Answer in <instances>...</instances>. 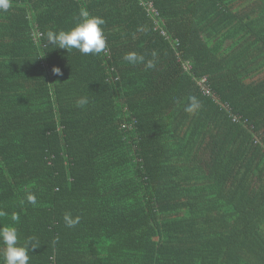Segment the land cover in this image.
<instances>
[{"label": "trees", "instance_id": "trees-1", "mask_svg": "<svg viewBox=\"0 0 264 264\" xmlns=\"http://www.w3.org/2000/svg\"><path fill=\"white\" fill-rule=\"evenodd\" d=\"M81 8L100 55L48 43ZM0 211L29 264H264V0H11Z\"/></svg>", "mask_w": 264, "mask_h": 264}, {"label": "clouds", "instance_id": "clouds-1", "mask_svg": "<svg viewBox=\"0 0 264 264\" xmlns=\"http://www.w3.org/2000/svg\"><path fill=\"white\" fill-rule=\"evenodd\" d=\"M11 7V0H0V11H7ZM104 19L91 16L85 8L79 10V22L69 31L61 30L59 32L49 31L47 33L48 43L55 48L71 51L78 50L83 55H100L106 49V38L103 33L102 25ZM153 60L146 62V68L152 69L155 67L154 59L157 56L156 52L152 53ZM143 56H138L135 52L127 53L124 60L130 64L144 62ZM53 75H62L60 68H52ZM190 104L185 111L194 113L200 107L199 101L195 97H190ZM88 104V99L82 97L77 100L76 106L83 108ZM27 201L33 205L36 204V197L29 194ZM6 215L0 211V216ZM13 221H18L19 217L13 214ZM66 227L73 228L79 221V217L72 218L69 215L64 217ZM0 243L4 246L3 260L0 264H29V250H36L38 242L35 237H30L24 245H20L17 229L12 226L0 228Z\"/></svg>", "mask_w": 264, "mask_h": 264}, {"label": "built area", "instance_id": "built-area-1", "mask_svg": "<svg viewBox=\"0 0 264 264\" xmlns=\"http://www.w3.org/2000/svg\"><path fill=\"white\" fill-rule=\"evenodd\" d=\"M162 35H166V33L164 32V31H162ZM186 68H187V70H189V66H188V64L186 65ZM206 82V79H203L202 81H201V83H205ZM205 94L206 95H209V96H212L211 95V91L209 90V89H205Z\"/></svg>", "mask_w": 264, "mask_h": 264}]
</instances>
